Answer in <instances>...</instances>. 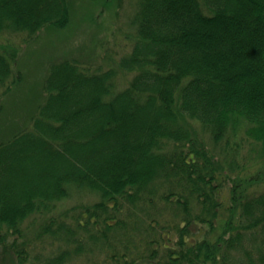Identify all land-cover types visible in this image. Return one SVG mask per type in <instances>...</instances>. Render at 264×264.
I'll return each instance as SVG.
<instances>
[{
	"label": "trees",
	"instance_id": "trees-1",
	"mask_svg": "<svg viewBox=\"0 0 264 264\" xmlns=\"http://www.w3.org/2000/svg\"><path fill=\"white\" fill-rule=\"evenodd\" d=\"M85 2L0 0V264H264V0H104L32 69Z\"/></svg>",
	"mask_w": 264,
	"mask_h": 264
},
{
	"label": "rangeland",
	"instance_id": "rangeland-1",
	"mask_svg": "<svg viewBox=\"0 0 264 264\" xmlns=\"http://www.w3.org/2000/svg\"><path fill=\"white\" fill-rule=\"evenodd\" d=\"M130 0H124L122 13L123 15L126 13L127 16H131L134 11V6L132 7L129 4ZM104 6V0H86L84 5L81 9L80 19L77 20V24L73 31L69 32H58L53 35L44 36V37H37L34 40H32L27 46V61L30 64L32 69L38 68V67H44L49 62V52L51 50V46L53 43L57 42L59 43L60 39H67L70 42V45H66L63 47V49H71L76 48L80 46L84 41H88L91 37V35H88V31L86 30L84 26V21H89V24L92 20L96 17V12L100 10ZM129 23L131 21L129 19H126ZM87 24V22H85ZM93 28H96L98 26H92ZM88 35V40H87ZM8 37H11L12 39L15 38L16 35H6ZM112 38V40H111ZM114 35H110V40L112 41V47L114 51H119L122 49L124 43L120 39H116ZM120 81V80H119ZM122 84V82L120 81ZM244 156L245 161L251 166V168L256 164V153L254 151V146L251 144H247L244 149ZM257 161L259 162V166L264 165V159L262 157L258 158ZM84 201L86 200H95L94 197H91L89 195H84L82 197ZM72 204V203H70Z\"/></svg>",
	"mask_w": 264,
	"mask_h": 264
}]
</instances>
